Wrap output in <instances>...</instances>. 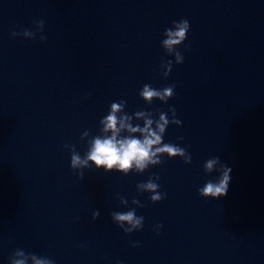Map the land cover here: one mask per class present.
<instances>
[{"label":"water","instance_id":"1","mask_svg":"<svg viewBox=\"0 0 264 264\" xmlns=\"http://www.w3.org/2000/svg\"><path fill=\"white\" fill-rule=\"evenodd\" d=\"M181 19L190 30L177 65L162 40ZM23 30L35 39L12 36ZM145 84H175V95L148 105ZM119 100L157 119L175 107L182 124L163 142L191 163L165 156L124 175L89 161L79 179L65 145L83 158L82 133L99 134ZM216 156L232 169L228 193L204 198ZM153 176L158 203L136 187ZM132 208L144 225L125 234L111 213ZM16 249L54 264H264V0H0V264Z\"/></svg>","mask_w":264,"mask_h":264},{"label":"clouds","instance_id":"2","mask_svg":"<svg viewBox=\"0 0 264 264\" xmlns=\"http://www.w3.org/2000/svg\"><path fill=\"white\" fill-rule=\"evenodd\" d=\"M35 28L42 32L44 21H35ZM190 30L189 21L181 19L173 21V26L164 31L165 39L162 40V46L168 55L174 56L175 64L179 65L184 62V56L178 50L187 39V34ZM22 35L30 39H35L36 32L23 30L22 32H12V36ZM41 42L46 40V37L41 35ZM188 45H185V50H189ZM160 67L165 71L163 76L167 78L172 71L173 61L168 60L162 62ZM175 84L169 85L163 89L153 88L150 84H145L139 92L143 101L151 105L154 100H159L161 103H167L175 95ZM87 98V97H85ZM127 102L125 100L114 101L110 104L108 114L104 116L99 124V134L92 136L89 131H84L81 135V140L84 137H90L88 140V150L82 158L75 146L65 145L71 153L70 167L76 172L79 179L84 178V168L90 167L91 161L96 169L103 167L105 171H111L113 168L129 174L133 168L136 173H143L152 166L160 165L162 157L169 159L179 157L185 164H190L192 161L191 154L188 151L176 144L164 143L163 138L166 129L169 125L181 126L182 121L177 118L175 107H169L168 112H159L158 119L154 113L147 110H138L132 114L125 111ZM142 121L133 123V121ZM183 140V137H178ZM205 174L212 173L213 170L220 172L218 181L209 179L203 187L197 191L201 197H211L213 199L222 198L227 195L231 180L230 173L232 169L224 163L218 156L209 158L204 163ZM159 176L150 177L146 182L137 184V189L150 194L149 199L152 203H158L166 198V193L160 191V185L157 183ZM120 203L126 205L128 201L120 197ZM132 203L138 207H144L137 199H133ZM100 216V212L92 213L93 220ZM111 217L115 224L119 226L125 234H131L134 230H141L144 225V217L136 215V209L132 208L126 212L114 211ZM125 222L131 227H125ZM162 224H157L155 230L159 235V229ZM139 246V242L133 245ZM31 259L32 264H54V262L43 256L26 253L23 249H16L9 257V264H27Z\"/></svg>","mask_w":264,"mask_h":264}]
</instances>
